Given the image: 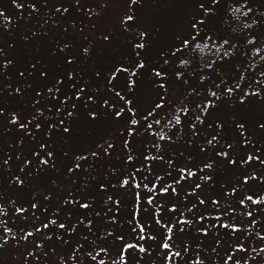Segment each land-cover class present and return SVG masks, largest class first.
I'll return each mask as SVG.
<instances>
[{"label": "trees", "instance_id": "16d2710c", "mask_svg": "<svg viewBox=\"0 0 264 264\" xmlns=\"http://www.w3.org/2000/svg\"><path fill=\"white\" fill-rule=\"evenodd\" d=\"M142 2L138 0L129 8L128 14L135 17L132 22H149L143 16L145 12L138 8ZM17 3L23 4V8H17L12 0H0V11L7 17H0V109H3V115H0V175L13 168L16 176L8 177L7 181L16 183L13 177L18 176L23 184L16 183L17 189L30 188V196L36 190L38 194L32 198L38 200H31L30 203L37 207H31L32 210L27 212L33 211L41 221L32 228H25L23 233L33 231L29 240L37 244L45 237L42 247L30 245L19 253L21 256H17L13 264H92L87 253L91 251L95 254L112 243L118 245L117 254L108 256L106 252L98 256L105 264H119L123 243H134L148 249L146 253H141L139 247L127 250V264L143 259L153 263L154 258L160 259V264H168L165 260L168 250L159 247L167 235L164 225H176L169 243L172 251H180L181 256L174 257L172 264H224L228 255L233 256L228 264H245V261L247 264H264V253L259 252L260 248H264V239L260 238L264 236V203L260 206V214L254 211L253 216L248 217L245 213L255 206L248 201H245L246 207L240 206L239 199L243 193L231 194V187L237 186L236 181L242 172L250 174L256 169L258 175H264V171H259L256 162L243 168L233 167L214 156V150H227L228 144L232 145L230 158L233 159L255 148L264 150V131L258 130V124L264 122V91L255 84L260 72L264 71V0H216L215 3L213 0H199L196 7L180 11L174 17L175 22H165L176 33L173 36L168 32L171 39L164 45L158 42V37L164 36L166 27L156 30L143 25L128 27L130 22L123 25V17L116 25H122L128 34L117 26L119 31L92 37L95 44L77 41L75 45L68 42L70 26L74 25V28L89 34V21L96 20L94 14L98 10L89 13L84 5L85 0H79V5L76 0H17ZM33 4L35 9L31 7ZM201 4L209 11L205 12ZM65 8L67 12L62 11ZM248 8L252 11L244 15ZM120 12L127 14V10ZM85 18L88 22L84 21ZM199 20H203V23L193 29L192 24ZM142 31L146 36L141 41ZM104 36L109 39L104 40ZM253 38L254 42L249 44L248 41ZM184 39L189 40V46L182 47ZM225 40L228 44L217 54L216 49ZM140 42L145 44L143 49L135 47ZM97 46L101 49L98 50ZM85 48L88 49L87 53L83 51ZM177 48L181 51L173 55V50ZM228 49L231 55L221 59L223 51ZM89 55L93 58L86 59ZM68 57L72 59L71 64L67 62ZM141 60L144 62L142 69L136 67ZM182 60L187 63L182 64ZM213 61L212 68H207L206 65ZM33 64L37 65L36 70L25 71L31 69ZM40 68L47 70L46 78L39 77ZM117 68L128 70L117 72ZM154 69L161 71L163 76L156 77ZM20 71L25 72L23 77L19 76ZM132 72L136 75L133 76ZM178 72L180 78L176 75ZM69 73L71 79L68 78ZM95 76L110 86L106 93L111 94L117 103V107L110 111L114 113L123 109L120 118H101L100 114L104 113L111 100L100 90ZM241 76L244 78L241 79ZM201 77L204 79L201 80ZM130 79L135 81L132 88L128 87ZM58 80L62 83L57 84ZM221 80L227 86L239 83L241 88L229 97L222 90L225 85H221ZM161 83L165 85L164 88L159 87ZM146 84L151 86L150 90ZM79 87L85 91L77 98L75 92ZM16 88H20L21 92L16 93ZM49 88L53 90L51 94ZM209 89L216 91L221 99L215 102V107L206 116L202 115L204 123L200 124L195 121V116L201 115L195 106L206 98L214 99L209 96ZM253 90L260 91V96L246 97V102L241 104L239 96L244 91ZM117 92L125 99L117 96ZM88 95H92L91 101L87 99ZM160 96L165 98L164 108L157 109L154 116L145 121L143 117L154 108L155 103L160 102ZM127 100L132 101L134 116L128 111ZM185 105L189 112L180 113L182 124L170 125L169 121L174 123L176 109ZM93 110L97 113L96 121H103L100 126L104 129H86L84 132L96 137L97 147L90 149L84 142L73 155L58 150L53 131L69 142L74 130L88 127V121L83 117L90 118L89 112ZM69 112L71 116H68ZM13 113L20 123L27 124V130L20 129L19 124L8 122ZM131 119L139 123L131 125ZM154 119L160 120V124H153L148 129L147 124ZM60 120H64V125L59 124ZM241 122L245 125L243 136L235 126ZM37 123L39 128L35 127ZM191 123L197 125L196 135L189 127ZM217 123L222 128H217ZM64 127L69 128L67 133L63 131ZM129 127L133 128L132 135L127 132ZM217 133V141L201 152L200 148ZM161 136L166 139H160ZM245 138L251 141L247 145L243 143ZM125 140L128 141L127 146ZM108 143L113 147L108 154H104L102 147ZM41 144L45 148L41 149ZM94 151L98 153L95 157L91 155ZM37 152L40 156L34 154ZM47 152H51L52 156L48 157ZM129 155L132 160H128ZM146 156L149 159L146 160ZM41 157L48 160L47 165L40 163ZM77 157L87 159L77 160ZM210 158L214 161L213 169L200 172L199 168ZM5 159L8 160L7 165L3 164ZM169 160L172 161L171 166ZM76 164L80 167L76 168ZM181 167L191 168L197 175L175 184ZM202 175H210L212 179L202 181ZM157 176L161 179L157 180ZM58 178H69L70 181L60 185L55 181ZM125 178L130 182L122 185ZM100 183L105 185L103 190L99 188ZM197 183L201 187L192 194ZM137 184L139 187H136ZM153 184L157 186L156 189H152ZM169 184L176 187L178 195L171 190L167 193L160 191ZM249 187L252 191L247 194L254 195V198L264 194V184L253 182L245 185L244 190L247 191ZM149 197L153 201L151 204L148 203ZM41 198L44 201L39 200ZM201 199L205 201L204 204L199 203ZM72 200L89 203L90 207L82 209L77 203H66ZM213 200L219 203L213 204ZM173 205L176 210L170 211ZM134 214L136 219H133ZM200 216L205 219L199 220ZM81 218L84 219L83 224L79 223ZM178 218L192 223L177 224ZM52 219L69 228L75 225L76 230L59 229L50 224L48 229L35 232V228ZM89 219L93 222L90 231L86 227ZM157 219L161 221L160 224L155 222ZM253 219L256 221L254 225ZM137 220L146 227L149 235L156 237L155 240H138V230L132 231ZM223 224L236 225L238 231L221 227ZM202 228H208L207 235L200 230ZM108 232L112 235H106ZM58 236L61 238L57 239ZM116 236H123L124 241L116 240ZM48 237H53L55 243L60 240L65 250L62 252L59 247L56 248ZM238 245H242L244 250H237ZM77 246L83 247L76 252L77 259L73 261L69 258ZM185 246L188 247L187 252L183 251ZM28 252L36 255L27 257ZM94 264H98L97 261Z\"/></svg>", "mask_w": 264, "mask_h": 264}, {"label": "snow or ice", "instance_id": "6c2138e0", "mask_svg": "<svg viewBox=\"0 0 264 264\" xmlns=\"http://www.w3.org/2000/svg\"><path fill=\"white\" fill-rule=\"evenodd\" d=\"M76 2H77V5H79V0H76ZM137 2H138V0H130L129 8H131L132 5L137 4ZM213 2L215 3L216 0H213ZM12 3L17 8H23V4H18L17 3V0H12ZM104 6L106 7L107 5L105 4ZM31 7L33 9H35V5L34 4ZM200 7L205 12H208L209 11L208 9H204L203 4H201ZM57 11H61V10L60 9H57ZM62 11L63 12H67L68 9L65 8ZM88 11H89V13L92 12L91 9H89ZM237 11H239V10H237ZM251 11H252V9L251 8H248L247 12L244 13V15H247L248 12H251ZM0 17H5V14H4L3 11H0ZM5 19H7V17H5ZM134 19H135V17H134L133 14H126V15L123 16L122 24L123 25H127L129 22L134 21ZM202 23H203V20H199L196 23H193L192 24V28L193 29H197V25L198 24H202ZM246 27H250V25H246ZM145 36H146V33L145 32H143V31L140 32L141 41L143 40V38ZM103 39L104 40H108L109 37L108 36H104ZM254 39L255 38H253L252 40H249L248 41L249 44H252L254 42ZM189 44H190V42L187 39H184L182 41V47H187V46H189ZM226 44H228V41H226V40L223 41V43L216 49L217 54H220L221 49H223L224 48V45H226ZM135 47L138 48V49H143L145 47V44L143 42H140V43L135 44ZM196 47L199 48L200 46L197 45ZM61 51H62V49H61ZM83 51L85 53H87L88 52V49L85 48ZM179 51H181L180 48L174 49L172 54L175 55L176 52H179ZM201 51H203V49H201ZM256 51L259 52L260 49L257 48ZM229 55H231L230 49L224 50L220 58L223 59L225 57H228ZM67 62L69 64H71L72 63V59L70 57H68L67 58ZM6 63H11V61H7ZM165 63H167V60L165 61ZM181 63L183 64V63H187V62L182 60ZM213 63H215V61H213L212 63L207 64L206 67L209 68V69H211ZM136 67L142 69L144 67V62L141 60L140 62H138L136 64ZM36 69H37V65L33 64L31 66V69H26L25 71H31V70H36ZM127 70L128 69H126V68H117L116 69L117 72H125ZM153 71H154V74H155L156 77H162L163 76V73L161 71H156L155 69ZM24 75H25V72L24 71H20L19 72V76L20 77H23ZM38 75L42 79L43 78H46L47 75H48L47 70L46 69H43V68H40L38 70ZM132 75L135 76L136 73L135 72H132ZM176 75H177L178 78H180V76H181V74L179 72L176 73ZM113 76H115V73H113ZM259 77L260 78H258L255 81V84L257 85V87L261 91H264V71L260 72ZM68 78L71 79V73L68 74ZM240 78L243 79L244 77L241 76ZM203 79H204V77H201V80H203ZM56 83L57 84H60V83H62V81H59L58 80ZM221 85H225L222 90L229 97H231L237 90H240V88H241V85L239 83H236L234 86H227L226 85V82L223 81V80H221ZM221 85H217V87H220ZM134 86H135V81H133V80L130 79L129 84H128V87L129 88H132ZM159 87L160 88H164L165 85L163 83H161L159 85ZM248 87L251 88V85H248ZM14 91L16 93H20L21 92V89L20 88H16V89H14ZM52 91L53 90L51 88L48 89V92L50 94L52 93ZM56 91L58 92L59 91V88H57ZM84 91H85V89L83 87L77 88L76 89V92H75V95L77 96V98H79L80 97V94L82 92H84ZM37 95H40V93L37 92ZM116 95L117 96H120V93L117 92ZM209 96L211 98H214V99H208V98H206L204 100V102L198 103L195 106L199 110V112L201 113V115H196L195 116V121L196 122H199L200 124H203L204 123V120L201 118L202 115L206 116L207 113L209 112V110L212 109L213 107H215V102L216 101H220V99H221L217 95V92L216 91H212L211 89H209ZM259 96H260V91H255V90H253V91H244L243 94L239 96V101H240L241 104H244L246 102V100H245L246 97L256 98V97H259ZM120 98L122 100L125 99V97H123V96H120ZM67 99L68 98L66 97L65 98V102L67 101ZM87 99L89 101H91L93 99L92 95H88ZM159 99H160V102L155 103L154 108L151 111H148L147 112V115H145L143 117V119L145 121H147L150 117H153L157 109H163L164 108V106H165V98L163 96H160ZM258 102H260V101H258ZM126 104L129 106L128 107V111L130 113H132V115L134 116L135 115V112L131 108L132 101L127 100L126 101ZM73 107H75V105H73ZM57 112H59V108L57 109ZM122 112H123V109H121L119 111H115L114 113H110V115H114L116 118H120L122 116ZM188 112H189V108H188L187 105H185V106H183L181 108H177L176 109L177 115L174 117V123H173V121H169V124L172 125V126L181 125L182 124V121H181V118H180V113L187 114ZM0 115H3V109H0ZM71 115H72V113L69 112L68 113V116H71ZM89 117L91 119L95 120L97 118L96 111H94V110L93 111H90L89 112ZM8 122L10 124H12V125L19 124V128L20 129L27 130V124L26 123H20L19 118L17 117V115L15 113H13L11 115V117L9 118V121ZM28 123H31V121H29ZM138 123L139 122L136 119H131L130 120V124L131 125H137ZM59 124L60 125H64V120H60L59 121ZM153 124L159 125L160 124V120L154 119L152 121V123L147 124V128L148 129H151L153 127ZM235 126H236L237 129H240L241 130V135L243 136L244 135L243 129L245 127L244 123L243 122L237 123ZM35 127L36 128H39L40 125L37 123L35 125ZM189 127L192 129L193 135H196L197 134V132H196V127H197L196 123H191L189 125ZM209 127H212V125H209ZM216 127L217 128H222V125L219 124V123H217ZM258 130L264 131V122H261V123L258 124ZM63 131L65 133H67L69 131V128L64 127L63 128ZM127 132H128L129 135H132L133 134V128L129 127L127 129ZM217 137H218V133L216 135H212L211 138L206 141V145H204V146H202L200 148V151L201 152L206 151L207 150V146L213 145L214 142L217 141ZM160 139H166V137L161 136ZM250 142L251 141L248 138H245L244 141H243V143L245 145L249 144ZM124 143H125V146H127L128 141L125 140ZM112 147H113V145L111 143H108L106 147H102L103 153L104 154H108V150L110 148H112ZM40 148L41 149L45 148V145L44 144H41L40 145ZM231 149H232V145L231 144H228L227 145V150H220V151H215L214 150V156L217 159L222 158V161L221 162L226 163L227 165H230V166H233V167L239 166V167L243 168V166H245V165H251L253 162H256L259 165V171H264V150H262L260 148H255L254 151H249L245 155L239 157L238 159H233V158H230V150ZM34 154L37 155V156H40V153H38V152L37 153H34ZM91 155L93 157H95V156L98 155V153L94 151V152L91 153ZM47 156L48 157H51L52 156V153L51 152H47ZM156 158L157 157H152V159H156ZM159 158L160 159H163V157H159ZM76 159L77 160H79V159H85L86 160L87 157H77ZM145 159L147 160V159H149V157L146 156ZM128 160H132V156L131 155L128 156ZM25 163H30V161H25ZM40 163L43 164V165H47L48 164V160L43 159L41 157L40 158ZM3 164L4 165H7L8 164V160L5 159L3 161ZM168 164L171 166L172 165V161L169 160L168 161ZM75 167L76 168H79L80 165L79 164H76ZM213 167H214V161H213V159L210 158L207 162H205L203 164V166L201 168H199V171L200 172H204L205 169H209L210 170V169H213ZM69 171H72V169H69ZM178 172H179V179H177V180L174 181L175 184H179L181 180H186L188 178H191V177H194V176L197 175V172L196 171H193L191 168H187V167H181V168H179L178 169ZM133 178H134V176H133ZM13 179L16 181L17 184H23V181L18 176L17 177H13ZM156 179L157 180H160L161 178L159 176H157ZM211 179H212V177L210 175H202V176H200V180H202V181H210ZM129 182H130L129 179L125 178V179L122 180V185H127V184H129ZM253 182H257V183H260V184H264V175H258L256 169H254L250 174L247 173L246 171L245 172H242L241 175H240V177L236 181V185L237 186L231 187V194H236L238 192H242L243 193L242 198L239 199V205L240 206H245L246 207L245 201H248L252 205L255 206L253 209H250V210H248L245 213V215H247L248 217H252L254 211H256L258 214H260L261 213L260 206H261L262 203H264V194L259 195L258 198H254V195L247 194L248 191H252L251 187H249L247 189V191L244 190V186L245 185H251ZM104 187H105V185L103 183H100L99 184V188L101 190H103ZM136 187H139V185L137 184ZM145 187H147V185H145ZM156 187L157 186L155 184L152 185V189H156ZM200 187H201V185L199 183L195 184V188L192 189V194H194L195 191H196V189H199ZM169 190H171L172 193L178 195L176 187H174L172 184H169V185H167V186H165V187H163V188L160 189V191L162 193H167V192H169ZM227 194L228 193H226V195ZM108 199L111 200V197H109ZM137 199H139V194H137ZM152 202H153L152 201V198L149 197L148 203L151 204ZM204 202L205 201L203 199H201L199 201L200 204H204ZM66 203H77V204H79V207L82 208V209H88L90 207V204L89 203H80L79 201H75V200L66 201ZM117 203H119V202H117ZM212 203L213 204H218L219 202L216 201V200H213ZM31 207L33 209H35L37 207V205L36 204H32ZM15 210L18 213H23V212L26 211L23 208H16ZM175 210H176L175 209V206L173 205V207L170 209V211H175ZM233 211H234V209H233ZM97 215H99V213H97ZM180 215L183 216V213H181ZM133 219H136L135 214L133 216ZM198 219L202 221L203 219H205V217L200 216V217H198ZM217 219H219V217H217ZM155 222L157 224H160L161 223V221L159 219H157ZM79 223L83 224L84 223V219L81 218V220L79 221ZM92 223L93 222H92L91 219H89L87 221L86 227L88 228L89 231L92 228ZM191 223H192V221H187V220H183V219H179V218L177 219V224H180V225H183V224H191ZM255 223H256V221H255V219H253L252 220V224L254 225ZM50 224L51 225H56L59 229H68L70 231H75L76 230V226L75 225H72L69 228V226H67L66 224H64V223L57 224V221L54 220V219H52V220H49L48 223L42 224L41 227L35 228V232H40L42 229H48ZM220 226L221 227H224V228L231 227V230L233 232L238 231V227L236 225L223 224V225H220ZM164 227L166 229L167 235H165L163 237V241L164 242L161 243L159 245V247L161 249H163V250H168V253H167L166 257H165V260L168 262V264H172V261H173V258L174 257H180L181 256V252L180 251H172V245L169 243V241L173 239L172 233L174 232V229H175L176 225H171V226L164 225ZM210 227H215V225H211ZM137 230H138V240H140V241L155 240L156 239L155 236H152V235H149L148 234L146 227L142 223H140L139 220L136 221L135 226L132 228V231L133 232H137ZM180 230L183 231V228H181ZM200 230L205 235L208 234V228H202ZM10 232H11V229H9V228H5L4 229V233H10ZM33 234H34L33 231H27V232H24L23 235L20 238H17L14 234L11 237H9L8 235H4L3 237H0V248H2L4 245H6L9 242V239L16 240L17 241V244L19 245V242H20L21 239L24 240V241H27L30 237L33 236ZM106 235L111 236L112 233L111 232H108ZM257 235H259V233H257ZM60 238L61 237H59V236L57 237V239H60ZM260 238L261 239H264V236H261ZM48 239H51V237H48ZM116 240H118V241H124V237L123 236H116ZM33 243L35 244V246L37 248L42 247V245L37 244L35 241H33ZM65 243H67V241H65ZM82 247L83 246H77V248L73 249L72 256L69 259L75 261L77 259L76 252L79 251ZM137 247H139V251L141 253H146L148 251V249H146L145 247L138 246L137 244H134V243H123V247H122V249L120 251V254H119V264H127V261L125 259V252L127 250H129V249H134V248H137ZM237 250L243 251L244 250L243 249V246L242 245H238V249ZM183 251L184 252H187L188 251V247L185 246L184 249H183ZM213 251H215V250H213ZM106 252H107V249L106 248H101L100 251L96 252L95 254H93V252L89 251L87 253V255L90 257L91 261H97V257L100 256L101 253H106ZM259 252L260 253H264V248H260L259 249ZM35 255L36 254L34 252H28L27 253V257L35 256ZM45 255H47V254L45 253ZM27 257H25L26 260H27ZM38 259L39 258L37 257V261H38ZM253 259H255V258L253 257ZM231 260H233V256L232 255H228L227 258L224 260V264H228V262L231 261ZM98 264H105V262L103 260H100V261H98ZM113 264H116V262H113ZM198 264H199V262H198ZM237 264H238V262H237ZM245 264H247V261H245Z\"/></svg>", "mask_w": 264, "mask_h": 264}, {"label": "rangeland", "instance_id": "374dc122", "mask_svg": "<svg viewBox=\"0 0 264 264\" xmlns=\"http://www.w3.org/2000/svg\"><path fill=\"white\" fill-rule=\"evenodd\" d=\"M142 5L138 8L143 10L145 14L144 17L148 18L149 22H130L129 26L138 27L139 25H143L147 28H165L167 31L165 32L164 36L158 37V42L164 45L166 42L170 41L169 33L175 35V30L165 22H175V18L180 11H184L185 9H190L192 6L196 7V4L199 0H142ZM129 3L130 0H85L84 5H86L87 9H91L92 11L98 10L95 14V22L89 21V26L87 29V33H85L82 29L71 25L68 31L69 39L68 42L77 43V41H91L94 43L92 37L97 38L100 34L105 33V35H109L111 31H119L117 26L121 30H123L126 34V31L122 25H116L117 22H121V17L125 15L124 12H120V10H127V14L130 13L129 11ZM107 5L106 7L104 5ZM119 11V12H118ZM88 22V20H84ZM114 23V29L112 30V25ZM186 23V22H181ZM181 27V26H180ZM139 29L136 31L138 32ZM174 38V37H173ZM52 39V38H50ZM95 44V43H94ZM98 50H100V46H97ZM104 51V50H103ZM97 52V51H95ZM94 53V52H93ZM93 58L92 55L86 56V59ZM95 59V58H94ZM95 81H99L98 85L100 86V90L103 91L104 94L108 93V88L110 87L105 81L100 79L99 77L95 76ZM96 81V82H97ZM148 90L151 89L150 85H145ZM107 92V93H106ZM111 100L108 102L107 108L102 109L100 112L104 110V113H101V118L103 120L112 119L114 115H110V109H115L117 107L116 99L112 97L111 94H107ZM115 105V107L113 106ZM99 112V110H98ZM99 112V113H100ZM88 122V127L82 128L80 130H74L72 135V139L69 142H66V139L63 140V137H60L55 131H53L54 142L57 143L58 150L63 151L68 155H73L76 153L77 148H80V145L84 142H87L88 148L94 149L95 142L97 141L96 137L93 134H87L84 132L86 129H90L93 131L103 130L104 128L100 126L103 121L98 120L96 121L87 118L86 116L83 117ZM93 120V122H91ZM77 124V123H76ZM95 132L94 134H96ZM100 137V134H99ZM98 137V138H99ZM86 147V146H85ZM84 148V147H83ZM16 176L14 169L5 170L3 175H0V237L4 235H8L11 237L13 234L20 238L23 235V231L25 228L29 227L32 228L34 225H38V222L41 221L34 212H27V210L31 209V200L36 201L38 199L32 198L34 194H38L36 190L33 191L32 196L29 195L30 188L28 187H20L17 189L16 183L11 181H7L8 177ZM58 184H64L67 181H70L69 178H58L55 180ZM55 182V183H56ZM63 191V189H62ZM43 193V192H40ZM45 198V197H44ZM44 198L39 200L44 201ZM15 206H19V208H23L26 211L23 213H18L15 210ZM9 228L11 229L10 233H4V229ZM49 233V232H48ZM51 235V233H50ZM45 235L42 237L40 241V245L43 244V239ZM52 243L54 244L55 241L53 237L51 238ZM61 241L55 243L56 248H60L63 252L65 247L63 244H60ZM34 244L33 241L29 239L27 241L20 240L19 245L17 244L16 240L9 239V242L0 248V264H13L16 261L17 256H21L19 253L24 252L30 245ZM107 249V255L111 256L112 254H117L118 252V245L116 243H112L109 246H105ZM58 249V252L60 253ZM44 255V254H43ZM138 259V258H137ZM101 258L97 257V263L100 261ZM92 264L96 263V261H92ZM161 261L158 258H154V262H150L148 260H140V262L133 260L130 261V264H160Z\"/></svg>", "mask_w": 264, "mask_h": 264}]
</instances>
